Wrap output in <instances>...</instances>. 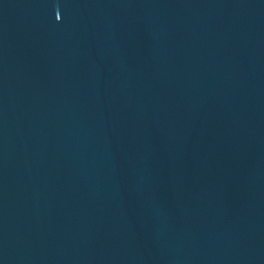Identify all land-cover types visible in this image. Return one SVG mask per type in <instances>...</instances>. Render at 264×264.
<instances>
[{
  "label": "water",
  "instance_id": "95a60500",
  "mask_svg": "<svg viewBox=\"0 0 264 264\" xmlns=\"http://www.w3.org/2000/svg\"><path fill=\"white\" fill-rule=\"evenodd\" d=\"M0 264H230L113 114L1 10Z\"/></svg>",
  "mask_w": 264,
  "mask_h": 264
}]
</instances>
